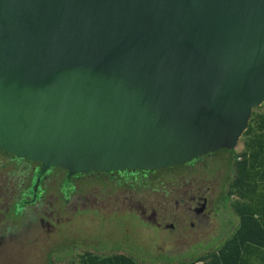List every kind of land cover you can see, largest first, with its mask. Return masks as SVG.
<instances>
[{
    "label": "water",
    "instance_id": "1",
    "mask_svg": "<svg viewBox=\"0 0 264 264\" xmlns=\"http://www.w3.org/2000/svg\"><path fill=\"white\" fill-rule=\"evenodd\" d=\"M262 106L264 0H0V150L41 175L235 150Z\"/></svg>",
    "mask_w": 264,
    "mask_h": 264
},
{
    "label": "flooded vegetation",
    "instance_id": "2",
    "mask_svg": "<svg viewBox=\"0 0 264 264\" xmlns=\"http://www.w3.org/2000/svg\"><path fill=\"white\" fill-rule=\"evenodd\" d=\"M2 152L8 166L19 168L20 173L0 172V247L4 242L26 243L37 259L73 260L86 253L133 257L125 247L99 249L94 239L78 234L72 222L84 217L92 222L134 217L142 227L158 232L152 254H184L189 243L205 241L214 232L219 207L232 210L224 198L233 163L224 152L161 170L72 176L61 168L41 175V163ZM233 228L232 218L228 230L214 238L228 237ZM61 244L64 251L59 252ZM211 252L203 249L194 258Z\"/></svg>",
    "mask_w": 264,
    "mask_h": 264
},
{
    "label": "trees",
    "instance_id": "3",
    "mask_svg": "<svg viewBox=\"0 0 264 264\" xmlns=\"http://www.w3.org/2000/svg\"><path fill=\"white\" fill-rule=\"evenodd\" d=\"M240 143V153L217 151L224 152L233 163V177L224 201L235 214L236 226L213 252L177 264H264V106L253 111ZM68 264L143 263L125 255L101 257L86 253Z\"/></svg>",
    "mask_w": 264,
    "mask_h": 264
},
{
    "label": "rangeland",
    "instance_id": "4",
    "mask_svg": "<svg viewBox=\"0 0 264 264\" xmlns=\"http://www.w3.org/2000/svg\"><path fill=\"white\" fill-rule=\"evenodd\" d=\"M243 149L242 143H239L235 149L240 153ZM4 156L0 153V165L1 174H7L15 172L20 173L19 168L15 169L12 166H8L7 160L3 159ZM2 165H5L2 168ZM234 212L227 208L219 207L217 210V222L214 232L204 239L205 241L192 245L187 248L184 254L176 256H158L151 253V248L155 242H157L156 235L158 232L150 231L141 226L134 217H119L114 218L111 221L106 222H92L88 217L77 218L72 222L74 230L85 237L94 239L98 243V248L106 250L107 248H113L117 246L125 247L126 250L133 251V258L137 262L143 264H177L181 262H187L192 260L198 251L206 250L207 248H215V245L219 242L218 238H214L219 234H223L228 230L231 225V219H234V227L237 221L234 216ZM214 238V239H213ZM60 251L63 250V244L59 245ZM186 246V245H185ZM184 247V246H183ZM34 248V245H33ZM59 248V247H58ZM37 249V247H36ZM69 251V250H67ZM32 252L28 250V244L26 243H7L4 242L0 247V264H68L71 259H46L39 256L37 259Z\"/></svg>",
    "mask_w": 264,
    "mask_h": 264
},
{
    "label": "crops",
    "instance_id": "5",
    "mask_svg": "<svg viewBox=\"0 0 264 264\" xmlns=\"http://www.w3.org/2000/svg\"><path fill=\"white\" fill-rule=\"evenodd\" d=\"M225 240V238L221 239L216 245H215V248H219L221 246V244L223 243V241ZM209 249H212L213 251L216 250V249H213V248H207L206 251H208Z\"/></svg>",
    "mask_w": 264,
    "mask_h": 264
}]
</instances>
